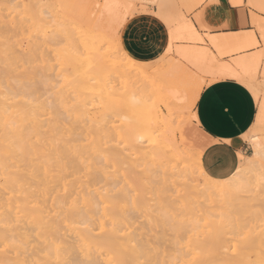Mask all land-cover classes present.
<instances>
[{"label": "rangeland", "instance_id": "rangeland-1", "mask_svg": "<svg viewBox=\"0 0 264 264\" xmlns=\"http://www.w3.org/2000/svg\"><path fill=\"white\" fill-rule=\"evenodd\" d=\"M210 1L212 0H0V30L14 34L13 40L15 41L14 46L10 50V54H6L5 52L2 53V59L5 62H9V66L20 70L30 68L29 70L32 72L33 85H31V89L33 91L32 93H34L32 94V96H34V98H32L33 105L34 107H37L39 103L42 104V109L39 111L38 115L36 114V117L40 116L36 118V122L38 124V129L41 132L42 130L46 131L49 125H53L54 117H58L60 113L64 112L63 115L66 118L68 117V120L66 118V120L55 118V120L58 121V128L60 126L57 130H72L79 134L81 132L80 135H82V133H84L83 135L93 134L100 138L104 147L116 146L117 148L125 150L126 147L124 146L123 137L115 139V135L117 136L118 133L123 134L126 129H123V131L122 128H126L129 123V126L131 127L139 121H135L136 117H128L124 108L125 97L127 98L132 95L135 100L142 99L146 104H152V107H159L158 113L160 117L155 118L153 113H151L148 118L146 117L140 120L142 123L148 124L152 132L153 141L148 148L153 153L154 164L144 163L143 159H141L142 157L139 152V145H141L140 140H138L139 142L136 141L138 146L135 147L136 149L133 148L135 150L128 149L129 158L133 164L131 168H134L135 170L132 171L134 172V175L135 172L140 175H136V178L138 176L139 179H137L140 185H143L140 186L138 183L134 182L140 187L138 185L135 186L132 182L136 179H133L130 182H123L122 180L120 181V179H117L118 181L114 180V182L109 181L108 183L100 181V184H96V187L99 186V193L94 197V201L98 199L97 202L101 203L98 205V203H94L93 199L92 203L94 205L96 204L95 206L98 207V209H96L97 211H95L96 216L101 217H98L99 225L103 224L102 227H98L101 230L97 231L98 228L96 227V231L94 232L98 233L100 237L103 235V238L105 237L104 239H107L108 243L110 242L109 249L104 247L105 250H102L101 248V252L99 250H94L95 252L93 253L96 254L95 259L93 258L94 260L92 259V261L86 262L85 260L87 259H81V257L83 258V255L80 256V260L77 255L83 250V248L73 247L72 250H79V252L73 251V253H75L74 255H76V261L84 262V264H114L115 262L113 260L110 262V260L107 259L108 256L113 254L114 258L119 260L121 264H264V187L260 186L257 181L258 176L264 171V160L261 162L258 155L253 159V156L259 151V147L262 144L261 142L264 141V115H262L263 112H261V101H264V68L260 69L259 72L254 71L252 75L255 92H253L251 87L249 88V85L246 84L251 90L257 106L256 117L248 131L246 139L251 145L256 144V148L253 149L251 154L244 156L243 163H241V161L239 163L238 167H240L242 171L239 177H235L234 179L240 180L242 182H240V186L242 187L226 192L227 194H217L213 190L215 196L212 195L213 193L210 194L212 192L210 189L208 192H204L207 189L204 187V184H201L208 181V179L194 169L196 166L194 168L191 167V165L194 166L195 164L190 160L189 162L187 161L190 159L188 155L180 156V159L183 160L187 158V160H185L187 162L180 159L179 161L174 162L168 153L163 151V145L166 143L164 141L165 139L167 142L169 139H176L175 142L177 141L179 144L173 142L174 145L177 144L178 149L181 148L179 126L186 127L189 134L193 136V138H191L192 136L190 135V139H192L191 141L193 143H199L201 147L205 146L206 143L204 135L202 131H200L201 129L196 125L197 121L192 117L195 105L191 107L188 106V99L191 91H186L187 94H185L186 92L184 93L182 91L183 89H181L183 86L180 88L179 85H177V87L176 84L171 82L177 77H180L182 79H180L181 81H183V78L186 80L188 79V84L192 85L190 87V85L187 84L188 86L185 87L192 89L193 87H196V84L197 86L198 84H202V86L206 85V78L211 79V76L207 72H201L196 69L195 66H191L189 62V64H187L185 58V60L181 59L180 55L175 54L177 48H179L178 50L180 52L182 47H201L214 53V55L217 56L215 57L216 62H229L231 65L234 64V66H236V61L234 59L241 56H244L247 60H252L253 58L256 64H259L260 62L259 50L251 49L250 47L237 53L218 54L211 42L212 38L218 35H208L212 49H214L215 52L210 50L211 46L208 43L209 41L206 35L210 34L214 28L204 23L206 14L204 7ZM228 2L231 6L241 4L248 9L251 31L246 33H252L255 31V33L259 35L260 28L264 25V0H241L240 2H236V0H228ZM97 4L100 5L99 8L95 7ZM105 4L120 5V7L106 9L104 8ZM153 13H156L157 15H153ZM203 13L204 16H202V20L200 21L198 15H203ZM125 14H127L126 24L131 26L124 27L118 32L116 21H123ZM159 14H163L173 23L172 30L174 32L175 41L173 43V54H169L167 57H165V52L167 51L166 44H168V28L166 25H163L158 21L157 17ZM12 20L16 25L15 29L10 31L9 22ZM133 21H135V23H132ZM141 27L146 28L147 33L151 34L157 41L156 43L150 44L148 48L142 47L134 38L135 31ZM193 31L200 39L189 38ZM200 34L204 37V40ZM218 58L228 61H222ZM172 64L178 66L174 65V68ZM97 68L98 70H96ZM94 70L97 72L99 70L101 71L100 73L96 72L97 76H100L98 79L97 76H95L96 73L93 72ZM103 70L104 72H102ZM170 70L171 72H168ZM171 74L172 76H170ZM83 78L86 89L75 87V83ZM93 78L94 82H92ZM99 78H101V82L98 81ZM34 79L38 82L36 81V83H33L35 81ZM163 81L175 85L178 89L180 88L181 90L179 91L183 92V95H186L184 96L186 97L185 100L187 102L184 101L178 106L173 104L172 110L169 111L159 99L155 100L154 87L157 83H162ZM37 83L38 85L42 84L43 87L45 86L44 89H42L44 93L39 89L42 88L41 85H35ZM99 84L102 85L98 86ZM93 87H95V89ZM188 89L186 88V90ZM45 91H47V93H45ZM94 93H96V95H94ZM51 102L53 105L51 104V106H48ZM66 109L69 111L67 112ZM180 109L181 111H178ZM7 112H9V110H7ZM260 112L262 113L261 116L263 120L261 119ZM57 113V116H53ZM172 113L175 114V116ZM164 115L166 117H164ZM161 116L164 118H161ZM175 117L176 120L174 119ZM49 118H51L52 121H49ZM181 118H183V120ZM41 120L42 123L44 122L43 124L46 123V126L40 124ZM180 120L183 122L181 125H179L181 122ZM51 122L52 124H49ZM8 123H11V126H13L11 118L8 119L5 124L8 126ZM3 125L4 119L0 113V135H2ZM79 126L84 130H80L81 128ZM76 127H79L77 128L78 130H76ZM167 127L169 129L172 127L173 132ZM114 130H116L117 134H115V132L113 134ZM167 130H169L170 133L169 131L167 132ZM90 131L92 133H90ZM190 131L192 132L190 133ZM111 133L114 136V140L108 142V138L109 140L112 138L108 137L111 136ZM2 140L3 137L1 136L0 152ZM124 150L123 152L127 149ZM134 151H136V153ZM155 152L157 155H155ZM180 162L182 167L180 166ZM137 163H139L141 167ZM14 168L15 167L11 166L9 170L13 171ZM173 170H178V172H174ZM180 170L183 173L182 175ZM185 171L189 173V177L186 176L188 174H186ZM146 173H153V178L145 177L144 174ZM256 173L257 175H255ZM179 174L182 176L181 178ZM1 177L2 175L0 176V179ZM243 179L245 180L243 181ZM216 180L223 182L222 179ZM112 183H115L116 185H112ZM199 184L201 185L200 187L198 186ZM47 186L50 193H53L50 194L49 191L46 193H40L36 188V191L34 192V194H36L35 196L33 195L30 200H33L31 203L36 207H41L43 209V206H45L43 210L46 211H44L42 215L45 217L44 221H48V223L52 225V227L49 228L51 231L48 232L47 229L45 230L46 233H42V231L36 229L27 218L26 211H19L14 223L11 222V226L13 225L18 231L22 229L19 232L25 233L23 254L28 263L29 259L33 262L34 258H32V255L38 258L40 255H43L46 250H52L54 243H59L63 238H67V240L73 239L71 238V235L73 236L74 232L70 231L65 224L61 222L64 217L61 212H58V203L61 202L60 204H63L65 208L68 207L69 204H74L76 207H82L84 205L83 201L86 202V199H82L81 193H83V191H80L79 195V189L85 188L87 186L86 184L66 183L63 185L61 183H51L47 184ZM53 186L56 190H54ZM135 187L140 189V191ZM203 187L206 190H204ZM51 188L54 191H52ZM141 188L143 189L142 191ZM245 189H250V191L246 192ZM2 191L4 190L1 188L0 182V221L6 216L7 212L5 206L7 201L3 196L4 192ZM78 195L81 197L79 198ZM225 195H227V197ZM3 197L5 199H3ZM140 198L141 202H138L137 200H140ZM56 199H59V201ZM218 200L219 202H217ZM54 202L57 203L53 204ZM78 203L80 205H78ZM142 203L143 205H141ZM244 204L245 207L243 208ZM246 204L248 206H246ZM213 205L216 206L214 207ZM235 206H237L238 210ZM133 209L135 211H133ZM235 210L237 211L236 214ZM255 210L258 212L256 213ZM159 211L162 215L158 213ZM238 213L240 216H237L239 215ZM109 214L114 215V217ZM46 215H48V218ZM237 217L242 218L238 219ZM53 218L55 220L51 221ZM168 218L169 220H167ZM259 223L262 226H260ZM0 224H2V222ZM28 226L31 228L33 227L34 229L32 228V230ZM116 226L118 229L114 228ZM194 226H198V229ZM209 226L211 229H209ZM172 227L174 228L172 229ZM193 227L195 229H193ZM215 231H217V233ZM30 232L32 233L31 236L29 235ZM239 233H243V235H240ZM58 236L61 237L59 238ZM107 236H109V238ZM214 237L219 239V241L217 243H210V239ZM31 239L33 240L32 242ZM166 239H168V241ZM111 241L113 242L111 243ZM231 241L232 243H230ZM46 243L49 246H45ZM204 243L206 245H204ZM106 249H108L107 251L110 250L111 254H108ZM34 250L37 251L35 252ZM96 251L101 253L100 256L102 258L104 257V259L98 257L99 254L96 253ZM89 252H91L90 249ZM26 253H28V255ZM67 255L69 254H66V256ZM106 259L108 261H106Z\"/></svg>", "mask_w": 264, "mask_h": 264}, {"label": "bare ground", "instance_id": "bare-ground-1", "mask_svg": "<svg viewBox=\"0 0 264 264\" xmlns=\"http://www.w3.org/2000/svg\"><path fill=\"white\" fill-rule=\"evenodd\" d=\"M240 1L241 0H236V2H240ZM15 25H16L15 22L12 20L11 22H9V28L10 29L9 28L8 29L10 31H13L15 29ZM5 30H6V28H5ZM248 34L249 33L235 34V35H218V36H214L212 38L211 42H212L213 47L218 52V54L223 55L224 53L225 54L226 53H228V54L237 53V52H240V51L250 47V42L251 41H250V38H249ZM13 38H14V34H12V33L10 34V32H8V31L0 30V113H1V115L3 117V119H4V125L2 127V135H0V137L1 136L3 137V140L1 142L2 147H1V152H0V170H1L0 174L2 175V177L0 179V182H1V188L4 190V191H2V192H4L3 196L6 198V201H7V202L5 201L6 202L5 206L7 208V212L4 209L5 212H6V216L3 219H1V221H0V223L2 222V224H0V264H73V261L77 260L76 257H75L76 255H74L75 253H73V251H76V252L78 251L79 252V250H77V249L76 250H72L73 247L83 248V250H81L79 252V254H81V255L77 254L78 255V259L80 260V256L83 255V258L81 257V259L84 260V258H85V259H87V260H85L86 262L87 261L90 262V261H92L93 258L95 259V255L96 254L93 253V252H95L94 250H99L101 252L104 249V247L109 249V246H110L109 245L110 242L108 243L107 239H104L105 237L103 238V235L100 237L98 235V233L94 232V231H96V227L100 228V226L102 227V224H103L102 223V224L99 225V218H101V217L98 216L99 217L98 218L96 216V211H97L96 209H98V207L95 206L96 204L94 205L92 203L94 201V197H96V195H98V193H99L98 192V187L99 186L96 187V184H100L99 183L100 181H104V182L108 183L109 181L110 182H112V181L114 182V180L120 179V181L122 180L123 182H130L133 179H136L132 183L135 182V183H138L140 185V183L138 181L139 177L137 176L138 179L136 178V175H139V174L138 173L136 174V172H135V175H134V172L132 171V170H134V168L133 169L131 168L133 166V164L130 161V158H129L130 156H129V153H128V149L129 150L130 149L135 150L136 149L135 147L138 146L136 141L140 140L141 141V145H139V147H140L139 152H140L141 157H142L141 159H143L144 163L154 164L153 153L148 148L150 146V144L152 143V141H153L152 132H151L150 127L148 126V124L142 123V121H140V120L143 119V118H146V117L148 118V116L151 113H153L155 118L156 117H160V115L158 113L159 107L158 106L157 107H152V104L151 105L146 104V102L144 100H142V99L135 100V99H133L132 95L130 97L128 96L127 98L125 97L124 108L126 110V113H127L128 117L129 116H133V117H136L135 121L139 120L135 124H133V126H131V127L129 126L130 125V123H129V125L126 128H122V130L126 129V131L123 130L124 131L123 134L118 133L117 136L115 135V139H117L118 137L119 138L123 137L124 146L126 147L125 150L127 149L126 151L124 149L117 148L116 146L104 147L102 145L101 141H100V138L98 136H96V135H93V134H88V135L85 134V135H83L84 133H82V135H83L82 136V135H80L81 132L79 134V133L74 132L72 130H70V131H68V130L59 131V130H57L58 121L55 120V118H57V117H54V122H53L52 126L51 125H49V126L47 125L48 126L47 130L45 129L46 131L42 130V132H41L38 129V126H37L38 124L36 122V118L40 117V116L36 117V114L37 115L39 114V111L42 109V104L39 103L37 107H34V105H33V99L32 98H34V96H32V94H34V93H32L33 91L31 89L32 72L29 70L30 68H26V69L24 68V69L20 70L18 68L9 66L10 63L9 62H5L2 59V53L5 52L6 54H10V50L12 49V47L14 46V43H15ZM189 38L190 39L191 38L194 39L192 35ZM198 39H200V38L198 37ZM166 48H168V44H167ZM177 49H179V48H177ZM179 53L180 54H178V55H180V57L183 56V58L186 59V60L185 59L184 60L187 62V64L190 63L191 66H195L196 69L200 70L201 72L202 71L203 72H207L208 74H210V76L213 73H225V74H227L228 77L237 75L238 73L239 74H243V72L246 70V68H248L249 66L253 65V62L255 61L253 58H252V60H247V58L245 59L244 56H243L244 58L241 56L239 58L234 59L236 61V66H234V64L231 65L229 62H228L229 64L226 63V62L225 63H218V62H216V58L213 59V57H217V56L214 55V53H211L207 49H204V48H201V47L200 48H198V47L197 48L196 47H189V48L182 47L180 49ZM205 53H207V55H205ZM174 65L178 66L176 64H174ZM175 66H174V68H175ZM98 68L96 70H98ZM100 69H102V68H100ZM135 70H137V69H135ZM93 72L96 73L97 71L94 70ZM100 72L101 71L99 70L97 73H100ZM102 72H104V70ZM168 72H171V70L168 71ZM97 73H96L95 76H97ZM253 73H254V71H253ZM253 73H252V75H253ZM175 75H176V73H175ZM252 75L247 77L246 84H248L249 88L251 87L252 91L255 92V88H254L255 85H253V82H252V80H253ZM170 76H172V74ZM98 77H100V76L98 75L97 79H98ZM174 78H175V76H174ZM177 78L172 80L173 82H171V83L176 84V86L179 85L180 88H181V86H183L181 89H183L182 91L184 93L186 91H191V94H190L189 99H188V106L191 107V106L195 105L196 100H197V98L199 96V93H200V91H201V89L203 87L202 84H198V86L196 84V87H193L192 89H190V88L188 89V87H185V86L190 85V84H188L189 80L187 79L188 80L187 81L186 79L183 78V81L184 80L187 81V82L186 81L183 82V81H181L182 79L180 77H177ZM100 79L101 78H99L98 81L101 82ZM177 80H178V82H177ZM36 81L37 80H35L33 83H36ZM92 82H94V78L92 79ZM180 82H181V84H180ZM171 83H168L167 81H163L162 83H157L155 85V87H154V98H155V100L159 99L162 102V104L165 105L166 108L169 111L172 110V105L173 104L175 106H178L182 102L186 101L185 100V98H186L185 94H187V92H186L184 94L185 95L184 96L183 92L179 91L181 89L180 88L178 89L177 88L178 86L176 87L175 85H172ZM92 84H94V83H92ZM102 84H99L98 86H100ZM35 85H38V83L35 84ZM39 85H41V87H42V88H39V89H41L40 91L43 92L42 89H44L45 86L43 87L42 84H39ZM84 85H85L84 84V78L78 80L75 83V87H77V88H85L86 89V86H84ZM191 85H190V87H191ZM35 87H37V86H35ZM93 88L95 89V87H93ZM186 88L188 90H186ZM184 89H185V91H184ZM38 93H40V92H38ZM45 93H47V91H45ZM94 95H96V93H94ZM47 96H46V98L48 99ZM44 100H46V99H44ZM261 103H262L261 104L262 105L261 106V109H262L261 112H263V114L260 112V116H261V114L264 115V101L262 100ZM50 104L53 105L52 102ZM87 105H88V103H87ZM48 106H50V105L48 104ZM55 108H57V107H55ZM7 110H9V112H7ZM68 111L69 110H67V112ZM178 111H181V109L178 110ZM57 115H58V113L53 115V116H57ZM173 115L175 116V114H173ZM162 116H161V118L166 117L165 115H164V117H162ZM192 117L196 118L195 112L192 114ZM10 118L12 120L13 126H11V123H8L9 124L8 126H7V124H5L8 121V119H10ZM49 119H50L49 121H52L51 118H49ZM174 119L176 120V117ZM181 119L183 120V118H181ZM261 119H262V116H261ZM161 120H163V119H161ZM47 121H48V119H47ZM195 121H197V120L195 119ZM40 122H41L40 124L44 123V122L42 123V120ZM71 123H73V122H71ZM149 123H151V122H149ZM45 124H43V125H45ZM49 124H52V122L49 123ZM94 124H95V122H94ZM181 124H183L182 121L180 122L179 125H181ZM196 125L198 126V123H196ZM93 126H95V125H93ZM79 127H76V130H78L77 128H79ZM179 127H180V144H181V148L178 149L177 144L174 145L173 142H175V140H176L175 138H174L175 140L169 139L168 142L166 141V139L165 140L163 139L166 142L164 145H163L164 142L162 143L163 149H164L163 151L167 152L168 155L172 158V160L174 162L175 161H179L181 155H188V157L190 159L187 160V158H186L185 160H187L188 162H189V160L192 161L195 165L194 166L191 165V167L194 168L196 166L197 169H196V167L194 169L197 170V172L199 171L201 173V175H204V177L206 179H208V181H206V182H204L202 184L200 183L201 185L204 184V187L207 189L206 190L203 187L204 190H206L204 192H208V190L210 189L212 191L210 194L213 193L212 195L215 196L213 190L217 194H224L226 192L232 191L233 189L235 190V188L238 189L239 187H242V186H240V182L241 181L238 180V179H234V182L231 185H227V184H223L222 182H220V181H218L216 179H213V178L207 176V174L204 172V170H203V168L201 166V160H200L204 146H202L201 148L200 147L193 148V144L194 143L191 141L192 139H190V137L192 135L189 134V131L186 129L185 126H182V127L179 126ZM59 128H60V126H59ZM80 128H81L80 130H84L82 127H80ZM84 128H86V127H84ZM170 129L169 130L172 131V127ZM169 130H167V132ZM91 131H90V133H92ZM170 131H169V133H170ZM114 132H115V134H117L116 130L113 131V134H114ZM191 132L192 131H190V133ZM171 134H173V133H171ZM110 135L111 136H108V137H110V138L112 137V138L110 140L108 138V142H111V140H114V136L112 135V133ZM167 135H168V133H167ZM191 138H193V136ZM116 141H118V140H116ZM175 143H178V142L176 141ZM261 143L264 144V141L261 142ZM133 148H135V149H133ZM123 150L125 152H123ZM131 151H130V153H131ZM134 152L136 153V151H134ZM155 155H157V153ZM132 157H134V156H132ZM136 160H137V158H136ZM180 160H183V159H180ZM185 160H183V161L187 162ZM137 161H133V162H137ZM260 161L262 162L263 160L260 159ZM137 164L139 165V163H137ZM180 164H181V162H180ZM176 165H177V163H176ZM11 166L15 167L13 171L9 170V168ZM180 166L182 167V164ZM158 170H159V168H158ZM150 171H152V170H150ZM173 171L174 172H178V170L177 171L173 170ZM180 172H181V170H180ZM187 172H188V169H187ZM187 172H186V174H188V175H186V174H184V175L189 177V173H187ZM182 174L183 173L181 172V175ZM181 175H180V178L182 177ZM255 175H257V173ZM144 176L148 177V178H151V177L153 178L154 174L153 173H146V174H144ZM175 176H177V175H175ZM154 178H156V177H154ZM159 180H161V179H159ZM222 180L225 181V179H222ZM244 180L245 179H243V181ZM51 183H61L63 185L66 184V183H70V184L71 183L86 184L87 186L85 188H80L79 189V195H80V191L81 192L83 191V193H81L82 194V199L83 200L86 199L85 200L86 202L83 201L84 205L82 207H78V206L76 207V206H74V204H69V206L65 207V208H64L63 204H60L61 202L58 203V205H57L58 209H59L58 212H61V214H63V217H64V219L61 222L64 223L65 226L70 231L74 232V235L73 236L71 235V238H73V239L72 240L71 239L67 240V238L66 239L63 238L59 243H54V245L50 244V245H53L52 250H50V249L46 250V252L43 255H40V256L38 255L39 256L38 258H36V257H34L32 255V258H34V260L32 262L29 259V263H28V261L24 258V254H23L24 253V251H23V246L24 245L23 244H24L25 233L24 232H19L22 229H20L18 231V229L15 228L13 225L11 226V222L14 223V220H16L17 213L19 211L20 212H22V211L25 212L26 211L27 218L29 219L31 224H33V226H35L36 229H38L39 231H42V233L43 232L46 233L45 230H47V229H48L47 230L48 232L51 231V229L49 230V228L52 227V225L50 223H48V221H44L45 217L42 215V213L44 211H46V210H43L45 208V206H43L44 207L43 209L41 207H36V206H34L31 203V201H33V200L32 199L30 200V198H32L33 195L35 196L36 193L34 194V192L36 191V188H37V190L40 193H46L47 191H49V193H50V190H49L47 184H51ZM117 183H119V182H117ZM114 184L115 183H112V185H114ZM138 184H135V186L138 185ZM200 184L198 185L199 187L201 186ZM142 185L143 184H141L140 186H142ZM39 186H41V187H39ZM55 187H56V185H55ZM55 187L53 186L54 190L57 189V187H56V189H55ZM107 188H109V187H107ZM135 188H137V187H135ZM250 189L249 190L245 189V191L249 192ZM54 190L52 189V191H54ZM138 190L140 191V189H138ZM142 190L143 189L141 188V191ZM200 191H199V193H200ZM51 193H53V192H51ZM79 195H78V197H79ZM140 196H141V194H140ZM225 196L227 197V195H225ZM4 197H3V199H5ZM63 197H64V195H63ZM219 197H217V198H219ZM138 198H139V195H138ZM141 198H140V200H137V201L141 202ZM48 199H46V200H48ZM75 199H76V197H75ZM82 199H79V200H82ZM92 199H93V201H92ZM203 199H206V198H203ZM220 199H221V197H220ZM97 200L94 201V203L95 202L98 203ZM219 200L217 202H219ZM57 201H59V199ZM64 201H66V200H64ZM253 201H254V198H253ZM56 203L54 202L53 204H56ZM99 203H101V202H99ZM99 203H98V205H99ZM232 203H233V201H232ZM78 205H80V204L78 203ZM141 205H143V203ZM259 205H261V204H259ZM94 206H95V208H94ZM207 206H209V205H207ZM246 206H248V205L246 204ZM257 206H258V204H257ZM229 207H230V205H229ZM235 207L237 208V206H235ZM244 207H245V204L243 205V208ZM55 208H56V206H55ZM237 210H238V208H237ZM108 212H109V210H108ZM119 212H121V211H119ZM213 212H215V211H213ZM236 212L237 211L235 210V214H236ZM255 212H256V210H255ZM255 212L253 211V213H255ZM158 213H160V211ZM164 213H163V215H164ZM251 213H250V215H251ZM256 213H255V215H256ZM116 214H118V213H116ZM160 214L162 215V213H160ZM3 215H5V214H3ZM196 215H197V213H196ZM218 215L220 216L219 213H218ZM255 215H253V216H255ZM47 216L48 215H46V217ZM53 216H55V215H53ZM110 216L114 217V215H110ZM146 216H148V215H146ZM223 216H224V214H223ZM230 216H232V215H230ZM237 216H240V214L237 215ZM216 217H217V215H216ZM225 217H226V215H225ZM49 218H52V217H49ZM222 218H220V219H222ZM239 218L241 219L242 217H239ZM19 219H21V218H19ZM103 219H104V217H103ZM128 219H130V218H128ZM246 219H248V218H246ZM52 220H55V219L53 218V219H51V221ZM162 220H164V219H162ZM167 220H169V218ZM257 220H258V218H257ZM100 221H101V219H100ZM108 222H109V220H108ZM147 222H148V220H147ZM54 223H56V222H54ZM58 223H60V222H58ZM24 224H25V222H24ZM208 224H209V222H208ZM60 225H62V224H60ZM97 225H99V226H97ZM168 225H170V224H168ZM194 225H195V223H194ZM196 225H197V222H196ZM259 225H260V223H259ZM65 226H63V227H65ZM151 226H149V227H151ZM260 226H262V225H260ZM19 227H21V226H19ZM174 227H172V229ZM194 227H196V226H194ZM194 227H193V229H195ZM234 227H236V226H234ZM29 228H31V227H29ZM99 228L97 229V231L101 230ZM114 228H117V226L114 227ZM136 228H138V227H136ZM119 229H121V228H119ZM209 229H211V227ZM32 230H31V232H32ZM183 230H182V232H183ZM31 232L29 234L30 236L32 234ZM54 232H52V233H54ZM72 232H71V234H72ZM210 232H211V230H210ZM215 232L217 233V231H215ZM37 234H38V232H37ZM157 234H158V232H157ZM241 234L243 235V233H241ZM39 235H40V233H39ZM58 235H60V234H58ZM53 236H54V234H53ZM117 236H118V234H117ZM153 236H154V234H153ZM107 237L109 238V236H107ZM110 238H112V237H110ZM152 238H154V237H152ZM180 238H181V236H180ZM209 238H210V236H209ZM205 239H206V237H205ZM52 240H54V239H52ZM166 240L168 241V239H166ZM179 240H182V239H179ZM32 241L33 240L31 239V242ZM218 241H219V239H217L215 237L210 239V243H217ZM112 242L113 241H111V243ZM230 243H232V241ZM208 244H209V241H208ZM46 245H47V243L45 244V246ZM112 245H111V250H112ZM204 245H206V244L204 243ZM47 246H49V245H47ZM40 247H41V245H40ZM31 248H33V247H31ZM91 248H94V249H91ZM101 248H102V250H101ZM89 249L91 250V252H89ZM108 249H106V252H108V254H111L110 250L107 251ZM31 251H32V249H31ZM34 251L36 252L37 250H34ZM38 252H41V251H38ZM96 253H98V252L96 251ZM112 253H113V251H112ZM26 254L28 255V253H26ZM30 254H31V252H30ZM66 254H69V255L66 256ZM98 254H99L98 257L102 258L100 256L101 253H98ZM102 255H103V253H102ZM241 255H243V254H241ZM111 256H108V258L107 257H105V258L109 259L110 262L113 260L115 262L114 264H121L119 262V260H116L114 258L113 254H111ZM51 257H53V258H51ZM102 259H104V257ZM107 259H106V261H108Z\"/></svg>", "mask_w": 264, "mask_h": 264}, {"label": "crops", "instance_id": "crops-1", "mask_svg": "<svg viewBox=\"0 0 264 264\" xmlns=\"http://www.w3.org/2000/svg\"><path fill=\"white\" fill-rule=\"evenodd\" d=\"M204 11L206 13L204 23L214 28L206 35L211 46L209 49L213 52L215 51L208 35H230L251 31L250 15L244 5L231 6L228 0H212L206 4ZM202 16L204 13L198 15L200 21ZM202 38L204 40L203 36ZM194 107L198 126L202 133L204 132L206 141L200 158L201 166L208 176L226 179L235 172L233 156L238 167L239 154L244 156L249 154L247 149L251 144L246 136L256 117L257 106L254 96L246 85L241 86L227 80L215 81L212 86L206 84L202 87ZM217 140L236 143L237 147L232 149L233 156L225 158L226 149L217 147L215 145ZM240 145L244 146L243 153Z\"/></svg>", "mask_w": 264, "mask_h": 264}, {"label": "snow or ice", "instance_id": "snow-or-ice-1", "mask_svg": "<svg viewBox=\"0 0 264 264\" xmlns=\"http://www.w3.org/2000/svg\"><path fill=\"white\" fill-rule=\"evenodd\" d=\"M96 8H99L100 5L97 4L95 5ZM120 5H113V4H105L104 8L106 9H112V8H119ZM153 15H157L156 13H153ZM158 21L161 22L163 25H166L168 28V48L167 51L165 52V57H167L169 54H173V43L174 41V32H173V23L171 20H169L166 16H164L163 14H159L158 15ZM127 22V14L124 15V20H117L116 23L118 25L117 27V31L119 32L120 29L124 28V27H130L131 25L126 24ZM132 23H135V21H133ZM192 36L194 39H198V36L196 35V33L193 31ZM249 38H250V48L251 49H258L260 52V62L259 64H255V62H253V65L249 66L248 68H246V70L243 72V74H237L231 77H228L227 74L225 73H213L211 74V79H207L205 80V83H207L209 86H212V84L215 81H223V80H227L230 83H238L241 86H245L246 85V79L247 77L251 76L253 71L259 72L260 69L264 68V25L261 26L260 28V34L257 35L255 33V31H253L252 33L248 34ZM134 38L139 42V44L144 47V48H148L150 46V44L152 43H156L157 41L152 37L151 34H148L146 31V28L141 27L138 28L135 31V36ZM175 54H179V50L177 49ZM205 55H207V53H205ZM181 59H184L183 57H181ZM213 59H215V57H213ZM51 106V104H50ZM191 110V109H189ZM58 119H65L66 117H64L63 113H60L57 117ZM193 119H196L195 117H193ZM215 145L217 147H220L222 150L226 149V157L227 156H233V152L232 149L237 147V144L234 143L233 141H225V140H217L215 141ZM197 147H201V145L199 143H194L193 144V148H197ZM241 147V153L244 152V146L240 145ZM256 148V144L251 145L248 149L247 152L249 154H251L253 152V149ZM256 155L259 156V158L261 160H264V144H261L259 147V151L253 156V159H255ZM239 158L241 163L244 162V155L243 154H239ZM233 167L235 168V172L232 173V176L229 177L228 179H226L225 181H223V184H227V185H231L234 182V178L235 177H239L242 169L240 167H236L235 165V157L233 156ZM227 176V173L225 174ZM258 184L262 187H264V171L261 172V174L258 176L257 178ZM133 211H135L133 209ZM73 264H84V262L81 261H73Z\"/></svg>", "mask_w": 264, "mask_h": 264}]
</instances>
